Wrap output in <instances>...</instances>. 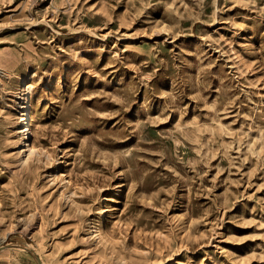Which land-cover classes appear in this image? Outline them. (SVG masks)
Listing matches in <instances>:
<instances>
[{"label":"rangeland","instance_id":"1","mask_svg":"<svg viewBox=\"0 0 264 264\" xmlns=\"http://www.w3.org/2000/svg\"><path fill=\"white\" fill-rule=\"evenodd\" d=\"M0 61V264H264V0H0Z\"/></svg>","mask_w":264,"mask_h":264},{"label":"bare ground","instance_id":"2","mask_svg":"<svg viewBox=\"0 0 264 264\" xmlns=\"http://www.w3.org/2000/svg\"><path fill=\"white\" fill-rule=\"evenodd\" d=\"M4 74H8L7 71H5ZM11 142L14 145L13 148L16 149V154H17L16 157H18V160L21 163H26L32 155H39L41 153L40 151H38V149L35 147V145L33 143H27V144L21 143L18 138H16L15 140H12ZM42 154L45 155V152L43 151ZM60 163L64 164L63 162H60ZM53 176H54V174L52 175V177ZM105 210L100 209L99 213L102 214V213H104Z\"/></svg>","mask_w":264,"mask_h":264},{"label":"built area","instance_id":"3","mask_svg":"<svg viewBox=\"0 0 264 264\" xmlns=\"http://www.w3.org/2000/svg\"><path fill=\"white\" fill-rule=\"evenodd\" d=\"M29 123L27 122V118H23L21 120V129L19 130H22L24 131L25 135L22 136V139L25 141V140H28L31 135H33V133L31 132L30 128L28 127ZM31 132V133H30ZM21 133V132H20ZM29 134V135H28Z\"/></svg>","mask_w":264,"mask_h":264}]
</instances>
